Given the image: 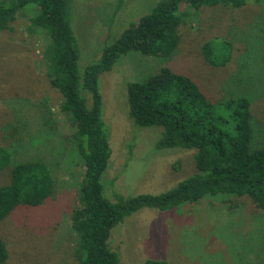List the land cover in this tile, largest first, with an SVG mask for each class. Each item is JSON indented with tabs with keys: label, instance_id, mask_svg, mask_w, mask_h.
I'll list each match as a JSON object with an SVG mask.
<instances>
[{
	"label": "rangeland",
	"instance_id": "rangeland-1",
	"mask_svg": "<svg viewBox=\"0 0 264 264\" xmlns=\"http://www.w3.org/2000/svg\"><path fill=\"white\" fill-rule=\"evenodd\" d=\"M159 1L72 0L81 71ZM183 9L190 15L169 58L131 51L100 75L102 117L112 148L102 183L112 201L114 193L128 198L165 192L196 172L195 150L159 149L161 128L138 126L130 116L128 83L145 81L164 66L193 78L211 101L252 98L250 146L264 147V5L247 0L240 8ZM33 14L22 11L0 30V145L18 150L22 160H47L51 170L56 160L61 163L54 194L44 204L18 207L0 221V238L8 249L6 264H75L71 214L84 167L78 160L66 167L62 159L70 121L61 109L62 94L50 83L44 59L48 36L32 24ZM206 43L214 60L229 52L230 61L209 64L202 52ZM9 180L10 169L0 172V186ZM231 200L207 196L170 211L139 210L112 232L119 264H143L149 258L172 264H264V209H257L249 197L238 198L236 204Z\"/></svg>",
	"mask_w": 264,
	"mask_h": 264
},
{
	"label": "trees",
	"instance_id": "trees-1",
	"mask_svg": "<svg viewBox=\"0 0 264 264\" xmlns=\"http://www.w3.org/2000/svg\"><path fill=\"white\" fill-rule=\"evenodd\" d=\"M246 1L161 0L148 14L126 26L103 48L99 60L82 72L71 24L72 0H0V30L30 9L34 12L32 24L49 39L44 59L50 83L62 94L61 109L70 121V132L62 142L67 155L62 159L66 167L77 160L84 167L78 204L71 214L75 264H119V253L111 246L112 232L143 208L170 211L218 195L234 197L235 202L249 197L257 209H264V147L250 146L252 98L231 96L211 101L193 78L167 66L145 81L128 83L130 116L138 126L161 128L159 149L195 150L196 172L165 192L128 198L114 193L113 201L104 194L102 183L112 148L102 117L100 75L111 71L131 51L169 58L181 42L179 28L190 15L183 6L196 12L219 5L240 8ZM255 1L264 5V0ZM210 46L206 43L202 50L209 64L224 66L230 61L229 52L222 60H214ZM47 135L49 138L51 133ZM17 154L18 150L0 145V172L10 169L9 182L0 186V221L18 207L44 204L57 186L55 171L61 161L56 160L51 170L47 160H22ZM234 201L230 202L236 204ZM8 256L0 238V264H6ZM143 264L172 263L149 258Z\"/></svg>",
	"mask_w": 264,
	"mask_h": 264
}]
</instances>
